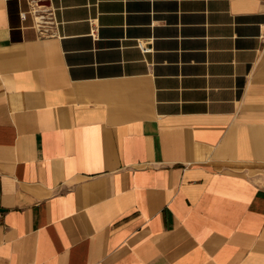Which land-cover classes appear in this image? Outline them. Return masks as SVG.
I'll use <instances>...</instances> for the list:
<instances>
[{"label": "crops", "instance_id": "1", "mask_svg": "<svg viewBox=\"0 0 264 264\" xmlns=\"http://www.w3.org/2000/svg\"><path fill=\"white\" fill-rule=\"evenodd\" d=\"M39 2L0 0V264H264V0Z\"/></svg>", "mask_w": 264, "mask_h": 264}, {"label": "built area", "instance_id": "2", "mask_svg": "<svg viewBox=\"0 0 264 264\" xmlns=\"http://www.w3.org/2000/svg\"><path fill=\"white\" fill-rule=\"evenodd\" d=\"M29 11L35 17L37 29L40 35L42 36L53 35L55 31L54 28L59 23L56 21L54 9H50L46 7L44 4H41L39 0H30ZM137 46L143 52L148 51V48H146L141 42H138Z\"/></svg>", "mask_w": 264, "mask_h": 264}]
</instances>
